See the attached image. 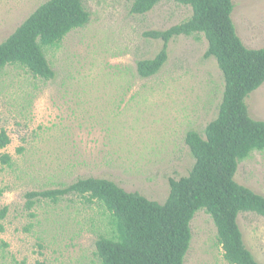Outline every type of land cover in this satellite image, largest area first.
<instances>
[{"label":"rangeland","instance_id":"374dc122","mask_svg":"<svg viewBox=\"0 0 264 264\" xmlns=\"http://www.w3.org/2000/svg\"><path fill=\"white\" fill-rule=\"evenodd\" d=\"M48 0H0V44ZM135 0H84L89 24L46 49L56 76L35 77L19 65L0 71V264H101L96 241L108 231L107 212L78 196L58 204L41 199L30 211L27 194L68 187L80 179L113 181L163 204L170 179L194 165L186 134L205 136L216 119L224 78L206 59L203 34L180 36L168 45V61L151 78L137 63L163 43L146 33L189 20L192 8L162 2L144 15ZM232 20L249 49L264 48V0H233ZM251 118L264 121V84L246 99ZM10 156V164L2 161ZM235 181L264 197V151L239 165ZM246 247L264 264V218L241 213ZM184 264H229L212 217L200 210L190 224Z\"/></svg>","mask_w":264,"mask_h":264},{"label":"trees","instance_id":"16d2710c","mask_svg":"<svg viewBox=\"0 0 264 264\" xmlns=\"http://www.w3.org/2000/svg\"><path fill=\"white\" fill-rule=\"evenodd\" d=\"M162 2L192 8L189 20L165 31L146 33L163 43L155 58L137 63L142 78L156 76L168 61V45L180 36L203 34L208 41L205 58H214L224 78V92L216 119L203 137L189 131L185 137L194 165L188 175L170 179V192L161 204L137 192H127L107 179H80L72 185L27 194L32 210L45 199L58 204L78 196L99 204L107 213L108 231L96 241L101 264H184L192 239L191 221L205 210L217 228L218 240L229 264H259L246 247L238 223L241 213L264 218V197L238 184L239 165L254 152L264 151V121L248 113L246 99L264 84V48L249 49L236 33L232 20L233 0H135L133 14L144 15ZM84 0H48L0 44V71L7 65L26 68L35 77L56 76L46 49L58 48L64 38L89 24ZM5 130L0 149L10 144ZM10 164V156H3ZM8 208L0 211L4 219Z\"/></svg>","mask_w":264,"mask_h":264}]
</instances>
